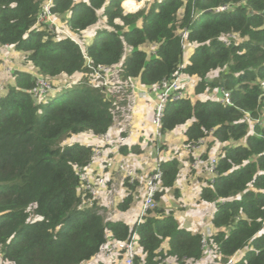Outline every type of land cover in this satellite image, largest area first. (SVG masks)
<instances>
[{
	"label": "trees",
	"instance_id": "1",
	"mask_svg": "<svg viewBox=\"0 0 264 264\" xmlns=\"http://www.w3.org/2000/svg\"><path fill=\"white\" fill-rule=\"evenodd\" d=\"M122 1L53 0L51 12L67 16L72 35L94 24L101 10L105 25L82 49L75 39L34 25L42 0H0V47L23 53L31 65L29 72L12 69L0 94V264H83L107 231L121 240L136 232L143 255L137 263L194 264L206 256L202 231L181 227L158 204L179 176L176 157L158 162L157 205L142 221L129 226L105 219L94 202L83 206L91 198L81 189L78 168L91 160L92 145L60 141L107 132L117 113L113 93L123 89L92 84L88 64L116 66L115 80L150 89L179 73L196 78L195 94L229 92L231 104L186 93L168 100L161 133L186 124L184 145L207 137L221 143L214 175L199 192L215 205L207 244L216 261L242 251L233 264H264V0H152L133 13H123ZM221 5L229 8L216 11ZM230 34L236 37L223 39ZM76 73L79 82H63L59 95L35 102L30 89L37 76L57 84L58 77ZM118 151L140 148L126 144ZM123 184L119 210L131 206L137 188Z\"/></svg>",
	"mask_w": 264,
	"mask_h": 264
},
{
	"label": "built area",
	"instance_id": "2",
	"mask_svg": "<svg viewBox=\"0 0 264 264\" xmlns=\"http://www.w3.org/2000/svg\"><path fill=\"white\" fill-rule=\"evenodd\" d=\"M124 1L127 0H123L121 3L123 13H133L141 8L146 7L144 3L151 2L152 0H146L147 2L141 0L140 2L142 5L140 4L135 9H129L123 4L125 3ZM52 5L53 0H42L41 7L37 14L34 25L39 27L43 24H48L49 26H52V28H49L50 30H52V32L62 33V36L60 37H68L76 40V38L72 35V33L66 26L58 28L56 24L58 14L51 12ZM227 8H229V5H221L215 8V10L223 11ZM184 36L185 31H182L181 40L183 41ZM228 37L235 38L236 36L234 34H230L229 36H224L223 39L227 40ZM76 41L79 44L78 40ZM2 62V65L5 66L7 73L11 74L12 68L10 67V65H8L4 60ZM88 67L93 70L90 75V82L92 84L107 87L110 89V91H115L124 87H131L132 90H137L138 86L143 87L142 89L137 90V94L146 97L147 101L149 100V90L146 86L136 84L132 79H130L129 82L125 83L115 80L116 66H99L98 68H94V66L88 64ZM81 78V73H79V76L74 75V77H70V79H68V81H66L64 85H71L79 82ZM60 87L61 84H53V82L49 78L37 76L33 87L30 89V93L32 94L35 102L40 103L45 101L52 92L59 89ZM1 89L2 86L0 84V90ZM151 89L153 91V98L150 100L149 121L152 126L151 136L154 139H157L161 135V117L165 103L168 100H176L182 98L185 95V91L180 84L179 73L171 79L162 80L160 83L151 87ZM218 99L225 104H231L230 94L228 91L221 90L220 97ZM134 133L135 130L132 127L126 130H121L120 133L115 136L109 134L108 131L95 135L96 139L92 144L91 160H89V162L84 166L78 168V172L81 181V189L83 192L89 194L91 199H95L97 197L100 188L106 187L107 180L114 170H117L121 174L120 177L122 178V182L135 184L137 188L139 187L142 190L143 194L141 196V207L136 222H140L142 221V218L147 213V211L157 205V202L155 201V194L161 190L160 181L162 174L158 162L145 172H141L136 168L130 166L123 160L115 159L114 154L118 152L119 147L129 144ZM204 140L205 139H199L195 143L186 145V148H195V146H198V144L203 143ZM96 160H101L102 162L101 174H97L96 171H94V161ZM216 160V156H212L209 158L205 168L206 174L210 173L212 174V176L214 175ZM207 178L211 179L212 177H209L207 175ZM210 233L211 230L209 229H204L201 232L202 244L206 254L203 260L210 258L207 264H233L236 259L242 256V251H237L234 255L230 256L225 263H222L220 259L217 261L214 260L215 257L219 256L215 254L213 249L210 248L207 244V236ZM113 254L120 258L119 264H141L135 262L136 256H139L140 258L143 257V255L141 254V249L137 244L136 232L132 231L128 238L121 240L113 238L111 236V233L107 231L105 233V241L100 245L98 252L94 255V258H98L100 256H110Z\"/></svg>",
	"mask_w": 264,
	"mask_h": 264
},
{
	"label": "crops",
	"instance_id": "3",
	"mask_svg": "<svg viewBox=\"0 0 264 264\" xmlns=\"http://www.w3.org/2000/svg\"><path fill=\"white\" fill-rule=\"evenodd\" d=\"M144 3V2H143ZM150 2L144 3L145 6H147ZM89 41V40H88ZM12 48V47H11ZM11 50H9L10 55ZM12 53H16L17 55L15 57H18L22 55L14 51ZM20 54V55H19ZM21 57V58H22ZM24 59V57H23ZM19 61V60H18ZM25 63V64H24ZM22 61V64L19 61V64H21L20 68L17 66L19 64H15L16 67H10L13 70H21V71H27L29 72L31 66L29 63H26L25 61ZM10 64V63H9ZM8 64V65H9ZM27 68L25 65H27ZM24 65V66H23ZM5 66L2 65L0 62V71L6 74V69H4ZM12 72V71H11ZM186 79H194V83L196 81V78L193 76H187L185 75ZM0 77H2V74L0 73ZM135 82V80H133ZM188 81V80H186ZM185 81V82H186ZM194 85V84H193ZM143 87H137L138 89H142ZM149 90V100L147 101L146 97L140 96L137 94V90H132L131 93L126 95V102L122 106V109L124 110L120 114V118L118 122H113L112 128H118L119 130L115 132L114 134L117 135L120 133L123 129L128 128H134L135 133L131 138V142H129V145H138L140 148L139 153H132L130 151L126 153H121L118 151L115 155V159L117 160H123L130 166L136 168L138 171L145 172L146 170L150 169L152 166H154L155 163L159 162L160 160H166L171 157H176L180 161L181 167L179 176L172 188H174V191H177V194L173 196V199L175 201V208L165 210V212L172 211L174 217L179 222L180 226L191 231V232H200L204 229L211 230V216L214 212L215 205L212 202L203 201L199 198V192L201 190L202 186L206 185V181L208 180L205 174L204 169L206 168V165L208 163V160L210 157L215 156V152L213 155L208 156V152L206 153V158H204L203 154H199L198 152L194 151L195 148H189L184 149L185 154L181 156V152H178L177 150L180 148H183L184 145V135L183 131L186 128L185 125L178 126L174 128L171 131H168L162 135L160 138L161 140L164 139V141H161V145L159 144L160 139H154L152 134V126L149 121V114H150V100L153 98V91L149 87H147ZM185 91V90H184ZM4 90H0V94H2ZM217 93L218 98L220 97L221 90H219V94L217 91L210 92L207 95L208 97L214 98L212 94ZM56 91L52 92L51 94H55ZM50 96V95H49ZM128 97H131L128 99ZM217 98V97H216ZM217 98V99H218ZM215 99V98H214ZM114 101L117 104V113L120 111V106L118 105L119 102H121L120 99V93L117 94L114 97ZM116 113V116H117ZM115 116V119H116ZM115 121V120H114ZM180 134L179 138V145L174 142L175 135ZM73 143H81L85 145H92L95 142V135L90 132H81L77 134H73L71 137ZM158 140V141H156ZM167 145L166 148H162L161 146ZM187 147L186 145H184ZM219 144V148H220ZM116 150V149H115ZM113 150V151H115ZM183 150V149H182ZM186 153H190L188 155V158H185ZM189 160V162L185 161ZM183 166V167H182ZM94 171H96L97 174L102 173V162L101 160L94 161ZM189 172L194 173V180L190 178L191 174ZM120 173L117 170H114L112 174H110L109 179L107 180L106 187L100 188L98 195L95 199H91L90 201L85 199L83 202V206L90 205V202H94L96 206L99 207L98 212L102 214V216L105 219L109 220H121L128 224L125 216H121L120 213L123 210H119L116 206L119 201H121L125 195L127 194L126 187L124 186L123 182L121 181L122 178L120 177ZM167 189V188H166ZM165 189V190H166ZM142 190L138 187L135 189L133 202L140 201L142 199ZM111 203V204H110ZM168 205H170V201L167 200L166 202ZM131 204V205H132ZM131 207V206H130ZM140 211V207H139ZM139 214V213H138ZM129 225V224H128ZM130 226V225H129ZM94 256L88 260L83 262V264L90 263L93 261L92 259ZM96 261V264H119L120 258H118L116 255H110V256H100L98 258H94ZM208 260L210 258L203 260L201 259L197 263L194 264H207ZM0 263H1V257H0ZM193 264V263H192Z\"/></svg>",
	"mask_w": 264,
	"mask_h": 264
},
{
	"label": "rangeland",
	"instance_id": "4",
	"mask_svg": "<svg viewBox=\"0 0 264 264\" xmlns=\"http://www.w3.org/2000/svg\"><path fill=\"white\" fill-rule=\"evenodd\" d=\"M141 0H138V2L139 3H141L140 2ZM144 2H147L146 0H144ZM142 5V4H141ZM98 19H97V21L94 23V24H92V25H90V26H88L87 28H85V29H83V30H81L79 33H75V34H73V36L76 38V40H78V42H79V44H80V46H81V48H85V46H86V44L88 43V40L91 38V36L94 34V32H95V30L97 29V28H99V27H101V26H104L105 25V21H104V18H103V15H102V12H101V10H98ZM66 15H58V19H57V26H58V28H62V27H65L66 25H65V19H66ZM45 27H47V28H52V26H49L48 24H43ZM56 34V36H58V37H60V36H62V33H55ZM189 48L190 47H187V55H188V53H189ZM9 50H11V52H10V55H9ZM12 51H13V49L11 48V47H0V61H1V63H3L2 61L4 60L7 64H9V65H11L13 68L14 67H16V65L17 64H19V61H20V63L22 64V61H23V63H24V59H23V57H22V55H21V57L20 56H18V57H15L17 54L16 53H12ZM127 51H128V47H126L125 48V53H127ZM20 55V54H19ZM19 60V61H18ZM16 64V65H15ZM21 64H19L17 67L18 68H20V66H21ZM25 64V63H24ZM29 64H27V65H25V67L27 68V66H28ZM24 66V65H23ZM22 67V66H21ZM29 68H31V66H29ZM5 69V68H4ZM1 70V69H0ZM218 71H219V69H216V70H214V71H212L211 72V77H212V75H214V74H217L218 73ZM0 73L2 74V77H0V84H1V86H2V90H5L6 88V85L8 84V82H11L12 81V79H13V75L12 74H6V73H3V72H1L0 71ZM76 76H79V73H76ZM74 77V75H72L71 76V78H73ZM208 78H210V77H208ZM186 80H188V81H186ZM55 81H59V82H57V84H61L62 85V83L64 82H66V81H68V78L67 77H65V76H62V77H58ZM186 81V82H185ZM53 84H55V82H53ZM180 84L182 85V87H183V89L185 90V93L188 95V96H190V98L192 99V100H195V99H197V98H199V99H203V98H206L207 97V95L210 93V92H212V91H210V92H208V93H206V94H204V93H201V94H195L194 93V90H193V84H194V79H186L185 78V76H184V74H180ZM219 90L220 89H217V90H215V91H217L218 92V94H219ZM131 91H132V88L131 87H124L122 90H120V91H117V92H114L113 93V95H114V97L117 95V94H119L120 93V99H121V102H119L118 103V105L121 107L120 108V111L117 113V116H116V119H115V121L114 122H118L119 121V118H120V114L124 111L123 109H122V106L125 104V102H126V95L127 94H129V93H131ZM59 93L60 92H56L55 94H50V96H48V100H50V99H52L55 95H59ZM212 96H214V98H218V95H217V93L215 92L214 94H212ZM131 97H128V99H130ZM252 121H251V125H252ZM119 129L117 128H112V127H110L109 128V130H108V132H109V134H111L112 136H115V132H117ZM164 134V133H163ZM162 133H161V135L158 137V139H160L161 137H162V135H163ZM71 137V136H70ZM179 138H180V134H176L175 135V139H174V142L177 144V146L179 145ZM156 141H158V140H156ZM161 141H164V139H160L159 140V144L161 145ZM71 143H73V141H72V139H70V138H63L61 141H60V145L62 146V145H65V144H71ZM219 144L221 145V143H219L218 141H215V140H213L211 137H207V138H205V140H204V142L203 143H201V144H198V146H195V150L194 151H196V152H198L199 154H203V155H205L206 156V153L208 152V156H211V155H213L216 151L218 152L219 151V149L221 148V146H220V148L218 147L219 146ZM162 148H166L167 147V145H163V146H161ZM183 149V150H182ZM182 149H178L177 151L178 152H181L180 154H181V156L183 155V154H185V151H184V149H186V147L183 145V148ZM216 152V153H217ZM132 153H134V152H132ZM215 153V154H216ZM135 154V153H134ZM186 155L187 156H185V158H188V155H190V153H186ZM185 161H187V162H189V160H185ZM183 167V166H182ZM204 171H205V169H204ZM189 174H191V176H190V178L191 179H193L194 180V175H196V174H194V173H191V172H189ZM205 174H206V171H205ZM207 175L209 176V177H212V174H210V173H207L206 174V177H207ZM100 191V190H99ZM98 191V192H99ZM174 188H172V187H170V188H167L166 190H165V192H164V194L160 197V199H159V201H158V204L160 205V206H162L164 209H166V210H169V209H173L174 210V208H175V201H174V199H173V196H174ZM167 200L168 201H170V205H168L166 202H167ZM111 204V203H110ZM139 207H141V202L140 201H136V202H134L132 205H131V207H129L128 209H126V210H123V211H121L120 213L122 214L121 216H125V218H126V220H127V222H128V224L130 225V226H132L135 222H136V219H137V217H138V213H139ZM93 261H91L90 263H86V264H96V261H95V259L93 258L92 259Z\"/></svg>",
	"mask_w": 264,
	"mask_h": 264
},
{
	"label": "bare ground",
	"instance_id": "5",
	"mask_svg": "<svg viewBox=\"0 0 264 264\" xmlns=\"http://www.w3.org/2000/svg\"><path fill=\"white\" fill-rule=\"evenodd\" d=\"M141 3H139L138 1L136 0H127L125 2V6H127L129 9H135L137 8Z\"/></svg>",
	"mask_w": 264,
	"mask_h": 264
}]
</instances>
